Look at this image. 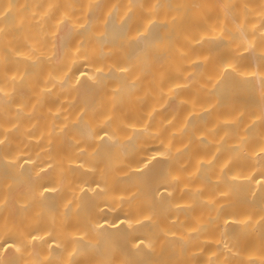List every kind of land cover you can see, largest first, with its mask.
<instances>
[{"label": "bare ground", "instance_id": "1", "mask_svg": "<svg viewBox=\"0 0 264 264\" xmlns=\"http://www.w3.org/2000/svg\"><path fill=\"white\" fill-rule=\"evenodd\" d=\"M0 264H264V0H0Z\"/></svg>", "mask_w": 264, "mask_h": 264}]
</instances>
